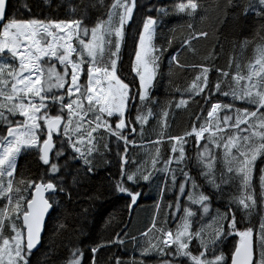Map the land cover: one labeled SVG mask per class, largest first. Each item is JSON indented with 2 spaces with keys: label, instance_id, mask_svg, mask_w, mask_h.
<instances>
[{
  "label": "snow or ice",
  "instance_id": "1",
  "mask_svg": "<svg viewBox=\"0 0 264 264\" xmlns=\"http://www.w3.org/2000/svg\"><path fill=\"white\" fill-rule=\"evenodd\" d=\"M68 8L69 19L23 18L0 0V264H41L45 233L75 239L110 198L131 214L146 188L156 191L146 230L121 221L91 243L88 264L129 246L105 264H264V0H216L217 32L229 23L254 34L240 42L251 58L230 55L224 67L209 63L224 50L219 36L202 62H182L210 36L197 26L204 0ZM165 58L178 100L156 95ZM173 69L195 75L181 87ZM190 102L198 111L173 134L170 112ZM28 157L37 167H24ZM66 247V264H84L79 243Z\"/></svg>",
  "mask_w": 264,
  "mask_h": 264
},
{
  "label": "trees",
  "instance_id": "2",
  "mask_svg": "<svg viewBox=\"0 0 264 264\" xmlns=\"http://www.w3.org/2000/svg\"><path fill=\"white\" fill-rule=\"evenodd\" d=\"M12 4L18 10L19 14L23 18H38V19H69L71 14L69 12L68 5L70 3H76L77 0H11ZM166 4L173 3V0H163ZM216 0H204L205 6L208 8L207 16L203 21L198 19L197 26L204 30L209 31L210 36L207 39H201L198 43L194 41V45L197 48V54L193 56L188 53L182 57L184 63H199L202 62L209 52L216 45V37L219 36L221 43H223L224 50L221 52L219 47H216L218 55L209 60V63L214 62L220 67H224L229 59L230 55H234L237 60L244 63L252 56V48L249 46L243 53H241L240 42L245 38L251 39L253 37V31L248 28L244 31L237 30L234 25L225 23L223 26H219L217 32V12L214 9ZM26 5L31 9V12L23 10V6ZM90 15H97L95 10H90ZM169 23L175 24L176 19L172 18ZM216 33V35H213ZM256 42H259V38H256ZM131 50V48H129ZM127 60V56H125ZM161 71L164 73V78L160 81L156 89V95L161 101L168 99L169 97H175L179 99V95L175 93L174 89L169 85L168 81V67L167 58H165L164 64L161 67ZM195 72L191 70H177L173 69L172 81L174 84H178L183 87L188 81L192 79ZM215 73H210V80L214 77ZM199 99V98H197ZM199 109V105L190 102L187 109H175L170 112L168 122L171 125L169 131L173 134H178L187 128L190 124V116L196 113ZM155 110V109H154ZM154 120H150L149 126H146V135L151 134V127L154 126ZM109 159H112L109 156ZM113 165L115 160L112 159ZM21 163L25 168L37 167L36 161L32 157L27 159L21 158ZM259 165V161H257ZM112 171L115 172L116 168L113 167ZM145 195L138 202L139 206L135 207L131 214L127 212L124 206V200L110 198L104 203L103 207L98 208L96 214L87 218L86 221H81L80 225L83 227V235L77 236L75 239L69 236L68 233H62L59 236H53L50 232L45 233L43 237V247L40 248V252L37 256L41 258V264H66L69 257L68 247H66L68 240L71 239L73 244L79 243L80 247L84 249V264H88L89 255L88 247L93 241H102L110 238L115 230H119L122 227L121 221L128 225V231L130 234L137 235L146 230L150 224L151 217L153 215L154 203L156 197L155 189H145ZM109 214L114 219L109 221ZM256 218H253L255 223ZM131 247L129 246L128 252H121L119 249L113 247L110 249H101V252L97 254V258L100 264H105L106 257L111 254L123 255L125 258L131 253ZM48 255L45 256L44 254ZM137 257L138 253L135 254ZM157 258L151 256L146 258L147 261H155Z\"/></svg>",
  "mask_w": 264,
  "mask_h": 264
},
{
  "label": "water",
  "instance_id": "3",
  "mask_svg": "<svg viewBox=\"0 0 264 264\" xmlns=\"http://www.w3.org/2000/svg\"><path fill=\"white\" fill-rule=\"evenodd\" d=\"M44 237V236H43ZM39 247V246H38Z\"/></svg>",
  "mask_w": 264,
  "mask_h": 264
}]
</instances>
